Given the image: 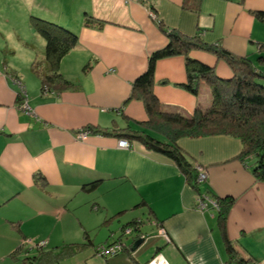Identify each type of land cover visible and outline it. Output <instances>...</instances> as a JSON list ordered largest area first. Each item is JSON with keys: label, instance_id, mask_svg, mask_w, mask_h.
Returning <instances> with one entry per match:
<instances>
[{"label": "crops", "instance_id": "1", "mask_svg": "<svg viewBox=\"0 0 264 264\" xmlns=\"http://www.w3.org/2000/svg\"><path fill=\"white\" fill-rule=\"evenodd\" d=\"M0 6V14L16 10L12 17L21 24L10 28L9 41H14L6 52H23L20 63L17 55L0 58V264H21L38 253L40 243L28 247L25 239L46 237L42 242L50 245L53 232L40 236L31 228L56 230L70 214L72 197L94 181H99L96 189L109 192L106 204L113 217L134 214L140 203L149 224L129 214L130 219L119 220L117 239L111 229L99 243L85 232L83 241L43 246L49 251L85 243L87 235L92 241L47 264H226L220 207L198 209L200 193L233 200L227 238L249 264H264V181L253 174L252 161L242 158L240 138L216 134L178 140L186 157L208 173L197 190L167 154L139 141L122 147L126 138L100 131L138 128L137 122L148 119L144 101L132 96L134 81L154 53L167 49L171 32L220 46L264 71V17L258 15L264 0H0ZM32 15L78 35L60 62L71 86L43 91L32 73V62L44 58L46 47L30 23ZM36 48L41 53L35 54ZM188 58L213 67L221 80L234 76L225 58L202 48L159 58L153 93L165 110L185 115L209 107L213 97L204 78L196 91L188 88ZM83 128L89 130L86 140L77 138ZM136 219L142 222L138 230L132 227ZM123 235L131 241L124 242ZM114 244L122 248L109 255L98 249Z\"/></svg>", "mask_w": 264, "mask_h": 264}, {"label": "trees", "instance_id": "2", "mask_svg": "<svg viewBox=\"0 0 264 264\" xmlns=\"http://www.w3.org/2000/svg\"><path fill=\"white\" fill-rule=\"evenodd\" d=\"M258 15L264 17V12H258ZM30 23L46 40L44 58H36L31 65L32 73L41 79L42 90L58 85L71 86L72 83L60 71V62L77 45L78 35L63 25L36 15L31 16ZM170 37L171 41L167 49L154 53L148 69L134 81L132 96L144 101L148 119L137 122L138 128L128 126L121 131L107 129L100 131L103 134L124 137L128 143L142 142L151 149L167 154L177 162L186 175L188 183L197 190H200L199 185L202 183L198 180L199 165L193 164L186 157L178 140L181 137L233 135L240 138L243 143L242 158L245 161H252L253 174L257 180L264 181V71L257 69L249 59L235 57L220 46L207 45L195 38H187L174 32L170 33ZM192 48L209 50L225 58L232 66L234 76L231 80H221L215 75L213 67L188 58L190 81L188 88L196 91L198 82L204 78L213 90L212 104L207 108L197 107L191 115L179 111H167L153 93L156 62L166 55L186 54ZM260 60L264 61V54L260 56ZM98 184L99 181L87 183L82 189L92 191ZM216 201L220 207V225L226 238L228 254L226 264H249L248 260L240 256L226 235V216L233 200L225 198ZM140 221L136 219L132 227L138 230L139 223H142ZM91 244L92 241L87 235L85 243L65 244L49 251L39 246L38 253L25 256L21 264H47L60 261L63 257L73 255ZM98 249L100 251V248Z\"/></svg>", "mask_w": 264, "mask_h": 264}, {"label": "rangeland", "instance_id": "3", "mask_svg": "<svg viewBox=\"0 0 264 264\" xmlns=\"http://www.w3.org/2000/svg\"><path fill=\"white\" fill-rule=\"evenodd\" d=\"M1 8V6H0ZM2 17H0V58H4V56H8L9 59L11 57H14V55H17L16 59L20 63L21 58L23 55L22 51H17L15 54L12 55L8 54L6 51L12 50V42L9 41L11 39L10 36V28H14L13 26L21 27V24L18 20L13 18L12 16L17 15L16 10H6L1 11ZM8 15V16H7ZM25 26V24H24ZM26 27H24L25 34ZM30 30V29H29ZM9 42L11 43L9 46ZM36 47V45H35ZM33 50V49H32ZM41 53V50L34 49V53ZM43 53V52H42ZM212 104V102H211ZM127 141V140H126ZM128 142V141H127ZM205 170L202 166H198V174L201 170ZM109 199V192H106L105 189H94L92 191H83V193H77L75 196L72 197V200L70 201V214H66L64 216V222L61 223L56 230L54 229H45L42 227H32L31 230H34L36 233L40 234V236H45L49 233H52V239L51 244L48 245L45 243L44 247H54L58 244L65 243V240L70 241H83L85 232L94 240L95 243H99V241H105L107 236L111 234V229L115 230V236L116 239L121 235V226L119 224V220L122 222L127 219V216H129L128 219H130L131 213H127L124 216H121L120 218H115L112 216L113 213H109L108 206L106 203L110 202ZM134 205V203H133ZM67 210V209H66ZM69 212V211H67ZM136 216L143 217V219L146 220L147 224L149 222L147 221L148 214L145 212V208L141 207L140 205L135 208L133 211ZM73 215V216H72ZM146 224H142L144 227ZM30 231V228H29ZM46 231V232H45ZM155 231V230H154ZM149 234L153 233V230L149 232ZM121 238H123V241L130 242L131 239L126 240V235H123ZM42 241H47L46 237L38 238V240L33 241L32 238H28L24 240V244L28 245V247L36 248V243H40ZM110 253H108L109 255ZM21 255V254H20ZM20 257V256H19ZM22 258V257H21ZM19 258V259H21ZM20 261V260H19Z\"/></svg>", "mask_w": 264, "mask_h": 264}, {"label": "built area", "instance_id": "4", "mask_svg": "<svg viewBox=\"0 0 264 264\" xmlns=\"http://www.w3.org/2000/svg\"><path fill=\"white\" fill-rule=\"evenodd\" d=\"M19 85L21 86V89L23 90V87H22L20 82H19ZM88 135H89V130L87 128L80 129L77 132V138H79L80 140H86ZM120 145L122 147H127L129 145V143L126 140H121L120 141ZM207 177H208L207 171L202 169L199 172L198 180L200 182H203V181H205L207 179ZM208 204H212L215 207L219 206L216 200H214V199H212L210 197H207V196L199 195V197L197 199V202H196L197 208L198 209H204V208H206L208 206ZM45 243L46 242H42L39 246H44ZM120 248H122L121 244H114V245H111V246H109L107 248L106 247H101L100 250H101V253L106 255L107 253L115 252V251H117Z\"/></svg>", "mask_w": 264, "mask_h": 264}, {"label": "water", "instance_id": "5", "mask_svg": "<svg viewBox=\"0 0 264 264\" xmlns=\"http://www.w3.org/2000/svg\"><path fill=\"white\" fill-rule=\"evenodd\" d=\"M142 240H140L136 245H138Z\"/></svg>", "mask_w": 264, "mask_h": 264}]
</instances>
